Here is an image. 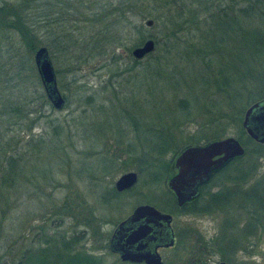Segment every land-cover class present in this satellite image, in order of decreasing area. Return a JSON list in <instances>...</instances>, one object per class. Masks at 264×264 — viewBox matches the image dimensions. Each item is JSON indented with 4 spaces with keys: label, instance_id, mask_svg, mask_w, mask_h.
Returning <instances> with one entry per match:
<instances>
[{
    "label": "trees",
    "instance_id": "trees-1",
    "mask_svg": "<svg viewBox=\"0 0 264 264\" xmlns=\"http://www.w3.org/2000/svg\"><path fill=\"white\" fill-rule=\"evenodd\" d=\"M64 8L69 18L74 23L80 22L84 32L88 28L89 33L85 36L81 34L75 40L69 33L68 40L88 52L113 53L114 46L121 45V28L130 27L131 16L152 18V23L154 19L158 22V37H147L154 41L155 48L144 58L156 80L164 81L163 86L173 90V102H168L161 110H152L144 123L135 112L120 108L117 113L139 128L140 134L135 139H117L115 143L124 142L123 151L129 157H133L138 146L141 153L134 160L140 162L137 169L139 175L145 176L141 181L145 185L157 184L159 191L156 196L164 202L163 206L158 207L153 202V195L152 200L147 199L145 203L162 211L173 215L195 213L192 209L186 211L176 207L171 191L159 184L166 179L165 175H170L169 166L173 158L185 147L226 137L228 126L233 123L240 125L244 109L264 97V0H1L0 58L4 51L1 42H7L12 33L24 47L23 53L26 52L27 56L23 53L19 56L17 71L3 68L0 62V264H108L105 257L112 256L106 250L108 235L101 238V234L92 228L100 237L95 242L97 245H91V242L89 248L85 242L83 232L88 226L92 227L95 221L91 212L85 210V203L75 193L61 200L56 199L53 189L59 186L57 180L53 188L50 183L51 189L45 192L43 184L49 183L50 169H41L36 157L22 151L23 142L28 147L35 144L34 149H47L45 140L35 138L31 131L40 123L42 109L50 103L44 93L37 90V86L34 85L35 89L28 93L23 84L27 80L33 82L36 76L28 53L39 44L37 22L46 25L55 23L53 15L64 11ZM56 9L58 11L55 13ZM138 27L141 28V25L132 26L136 33ZM142 41L140 35L132 47ZM131 48L127 49L129 54ZM175 55L181 56L186 63L176 67L172 60ZM132 60L134 65L141 63V60ZM8 72H14L18 80L13 82ZM184 82L185 85L189 82L192 87L197 85L198 96L205 98L204 103L198 104L194 98H191V102L185 94L175 90L180 88L179 83ZM198 115L205 118L199 121ZM192 122L198 127L187 132L184 139L179 141L175 129L181 134L182 127ZM46 125L52 127L54 135H58L62 128L61 123L49 119ZM240 130L250 144L258 148L264 146L250 139L241 127ZM237 140L244 149L241 156H248L250 150L246 143L241 138ZM58 149L53 147L51 151ZM119 151L123 153L121 149ZM167 154L170 155L165 160ZM100 164L107 168L109 161L103 157ZM255 166L256 159L235 168V172L231 170L234 181L248 179L247 185L243 187L235 183L232 191L219 192L216 196L218 208L224 210L222 236L233 235V216L229 208L235 207L231 201L236 199L237 205L242 203L245 213L244 232L255 234L256 225L264 222V176L252 179ZM28 181L35 183L38 193L43 194L47 203H40L46 205L45 211L40 213L41 222L30 226V232L24 237L22 230L19 231L20 227H26L24 220L18 221L17 217L20 216L10 215L25 201L21 199L24 196L22 188ZM118 195L111 187L100 193L99 199L106 202ZM71 218L81 224H67L66 231L61 233L58 227ZM221 248L223 245L215 246L219 252L227 249ZM94 249H101L103 253H94ZM180 251L176 244L169 250L170 256L163 261L164 264H180L183 257ZM190 254L195 256L191 251ZM112 261L113 264H129L115 258Z\"/></svg>",
    "mask_w": 264,
    "mask_h": 264
},
{
    "label": "rangeland",
    "instance_id": "rangeland-1",
    "mask_svg": "<svg viewBox=\"0 0 264 264\" xmlns=\"http://www.w3.org/2000/svg\"><path fill=\"white\" fill-rule=\"evenodd\" d=\"M57 11L58 9L55 10V13ZM65 12L68 11L64 8V11L62 10L60 13L53 15L56 20L55 23L51 22L50 25H46V23L38 21L36 25L38 28V45L45 46L48 51L56 86L64 98V105L61 109H54L49 104L46 105L42 109L43 117L40 119V123L31 131L33 136H36L35 138L42 137V140H45L47 149L39 150L38 147L34 149L35 144L28 147L23 142L22 151L26 152V155H30V157H36V163L40 165L41 169H50L49 183L43 184L45 192L51 189L50 183L53 188L55 185L54 181L57 180L59 186L53 189V196L56 199L61 200L62 197L75 193L85 203V210L91 212V215L95 218L92 227L88 226L87 230L83 232L84 239H86L85 242L87 245L91 242V245H97L95 243L97 239L108 235L105 240L107 250L109 236L115 224L127 216L135 205L148 202L147 199L152 200L151 196L153 195L155 197L153 199V202L156 203L155 205L158 204L159 206H157L161 207L164 204L163 200L158 199L156 196L159 191L157 184L147 183L145 185L141 181L144 175H139L137 170L140 168V162L134 160V157L139 156L141 153L138 150V146L134 150L133 157H129L123 151L124 142L115 143V141H118L117 139H135L140 134V129L135 128L128 118H121L117 111H120V108H126L129 112H135L134 114H137V117L144 123L148 115H151L152 110H161L162 107L168 105V102H173L171 100V92L173 90L168 86L164 87V81L156 80L155 76L152 75L151 69L146 66V58H142L140 64L134 65L127 51L139 40L140 35L143 40L149 35L153 39L158 37V22L155 19L151 26L146 27L144 25L145 20L152 18L140 19V16H131L130 27L121 28L119 34L121 45L114 46L113 53H103L104 51L88 52V50L76 47L77 45H74V42L72 44L68 40L69 33L73 35L72 40L81 37V34H84V36L89 35L88 28L84 32V27H81V23H74ZM138 24L141 25V28L138 27L139 30L136 33L132 26ZM90 34H92V30ZM1 45L4 50L2 51L3 56L0 58L1 66L6 69L13 68V70L17 71L19 69L17 60L25 50L24 47L16 40V35L13 33L11 38L7 42L2 41ZM33 51L28 54L33 72H35L32 60ZM23 54L27 56L26 52ZM172 60L178 68L180 64L183 66L186 63V60L184 63L181 56L177 55L173 56ZM13 73L8 72V77L10 78L11 76V80L16 82L19 77ZM135 76H137L136 79ZM189 82L188 85H185V82L184 84L179 83L180 88L175 90L177 92L180 91L179 94H185L191 102V98H194L196 103H204L205 98L198 96L197 85L195 84L192 87ZM34 85L37 86L39 92L43 93L37 74L33 82L27 80L23 84V86H26L28 93L35 89ZM204 96L208 97V95ZM192 106L196 105L192 104ZM112 107L114 109H111ZM198 116L199 121H201L203 115ZM48 119L62 124L58 135H54L50 125H46ZM196 126L198 127L193 122L187 123V125L182 127L183 133L180 134L176 129L174 132L179 134L176 136H179V141H182L185 134L196 129ZM228 127L226 136L236 137V139L241 138L246 143L245 145L248 146L250 154L248 156L243 155L241 158L238 157L240 159L232 158L226 163V167L222 172L233 173L230 171L235 172V168L238 169L249 161L256 159V166L253 169L255 172L252 179L257 176H264V146L258 148L246 140L245 135L240 130V127L242 128L241 121L240 125L233 123V125ZM53 147H58L59 149L56 152L51 151ZM119 149L123 151L122 154H120ZM169 155H165L164 159H168ZM103 157H106L107 161H109L107 168L102 167L100 164V161L103 163ZM174 158L169 166L170 175H165L166 179L159 183L164 188H167L166 182L176 170L173 164ZM127 171L136 173V183L128 190L118 192L120 195L110 201L105 202V200L99 199V194L108 190V188H113L116 178ZM34 185V182L28 181L24 183L22 188L24 196H21V199L25 201L17 208L16 212L10 215V217L14 215L20 216L17 217L18 221L24 220L23 224L26 226L24 229H22L23 226L19 228L20 224L18 225L19 231L22 230L21 233L24 237L30 232V226L38 225L41 222L40 213L46 209V205L40 203L47 202L43 194L38 193L36 185ZM236 202H238L237 199L231 201L235 205V212L237 213L239 209L243 212L242 203L239 206ZM230 208L234 210L233 206ZM230 208L229 210H231ZM217 212L219 213V211ZM218 213H215L216 218L212 215L198 216L193 212L174 215L172 226L176 232L177 245L181 247L187 242V248L185 249V254H187L186 256L184 254L185 257L191 251L189 241L191 237L199 234L205 236L214 235V237L220 236L219 231H222V226H219L220 218L217 215ZM234 213L232 215H235ZM67 224L80 225L81 223L74 218L67 219L62 226L58 227V230L61 233L65 232ZM92 228L96 229L101 236L99 237L98 234H95ZM256 231L250 237L247 250L241 251L240 249L239 251L241 252L238 253L233 250L230 253L227 250L219 252L217 251L218 249L213 248L212 254L208 256V264H216L220 259H226L228 264H250L252 263L251 261L264 264V222L256 225ZM258 232H262L260 239H256V236L252 237L258 235ZM219 240L226 241L227 239L223 240L216 237V241L218 242ZM87 245L85 248H87ZM241 245L242 243L239 242L238 246L241 247ZM93 252L103 253L101 249H94ZM109 253L112 256H106L105 262L113 264L112 259H118V257L114 253ZM161 255L163 260H167L170 256L168 252H162Z\"/></svg>",
    "mask_w": 264,
    "mask_h": 264
},
{
    "label": "water",
    "instance_id": "water-1",
    "mask_svg": "<svg viewBox=\"0 0 264 264\" xmlns=\"http://www.w3.org/2000/svg\"><path fill=\"white\" fill-rule=\"evenodd\" d=\"M152 25L151 19L144 22ZM155 43L151 38L144 39L130 49V55L141 60L153 52ZM45 98L54 109H61L64 99L59 93L53 67L45 46H38L32 56ZM246 135L254 142L264 144V97L248 105L241 119ZM244 152L238 140L232 136L209 141L202 145H191L181 150L174 158L176 173L167 180V187L175 196V204L193 198L196 185L207 179L211 171L219 170L232 158ZM137 180L133 171L121 173L113 183L116 192L131 188ZM171 215L161 212L154 206L142 203L136 205L111 231L108 250L117 255L120 261L129 263L163 264L157 246H171L173 233L170 226ZM146 240H156L152 246H146ZM218 264H225L219 262Z\"/></svg>",
    "mask_w": 264,
    "mask_h": 264
},
{
    "label": "flooded vegetation",
    "instance_id": "flooded-vegetation-1",
    "mask_svg": "<svg viewBox=\"0 0 264 264\" xmlns=\"http://www.w3.org/2000/svg\"><path fill=\"white\" fill-rule=\"evenodd\" d=\"M225 167H226V164L223 167H221L219 170L211 171L208 174L206 180H204L201 183L196 185L195 196L189 200L184 201L179 206H177L175 204V196L172 193V191L170 190L172 195H173V202H174L175 206L179 207V208L181 207L183 210H186V211L191 210V209L195 210V213H197L195 215H198V216L199 215H212L215 218L217 217L215 213H218L217 211H219V213L217 214V215H219V218H220L219 219V226H222V225L224 226V223L222 220L223 215H224V213H223L224 210L218 208L216 196L218 195L219 192H226V191L230 192V191H232L233 183L234 184L237 183L239 185H242L243 187L247 183L246 180H244V179H238V180L234 181L233 178L231 177L233 174L222 172L225 169ZM175 173H176V170H175L174 174ZM217 175H219V176H217ZM152 206H154V205H152ZM155 208L158 209L157 207H155ZM158 210L171 215L170 226H171L172 233H173V244L171 246H166V247H164V246H157L156 247V251L159 253L161 260L164 261L161 253L162 252H169L170 249H172L176 246V244H177L176 232L174 231L173 226H172V221H173L174 215L172 213L162 211L160 209H158ZM230 211L233 214L236 211V208L234 207V210H230ZM222 213H223V215H222ZM234 214L235 215H232L233 218L231 219V222H232V226H231L232 231L231 232L233 233V235H229V237L222 236V235H220V236L215 235L216 237H219L223 240L227 239L226 241H229L228 244L226 243V241H222V240H219L217 242L216 237H214V235H211V236H205V235H201V234L195 235V236L191 237V240H189L190 244H191V249H190L191 253L195 254V256L192 257V255L190 254L187 257H185L187 254V253L185 254V252H186L185 249L187 248V246H186L187 242H185V245L181 246L182 248L180 247V249H181L180 252L183 256L180 264H188L189 262H192V264L194 262H196L197 264H208V262H209L208 256H210L212 254V249L215 248V246L217 244L223 245V248H221V249L227 248L226 250L230 251V253H232L233 250H236L237 253L241 252L242 250H244V251L247 250L251 235L244 232V230H243L244 228H242L245 224L244 223V220H245L244 219V210L242 212L239 209V211L237 213L235 212ZM227 215H229V214H227ZM123 219H121V220H123ZM121 220H119L116 223V225ZM219 232H222V231H219ZM257 234L258 235H254L252 237L256 236L255 237L256 239L257 238L260 239L262 232H258ZM239 242L242 243L241 247L238 246ZM145 243H146V246L150 247L152 245H155L157 243V241L156 240H154V241L153 240H146ZM240 249H241V251H239ZM184 254H185V256H184ZM219 262H224L225 264H228L226 259H220L216 264H218ZM125 263H129V262H125ZM129 264H144V263L140 262V263H129Z\"/></svg>",
    "mask_w": 264,
    "mask_h": 264
}]
</instances>
